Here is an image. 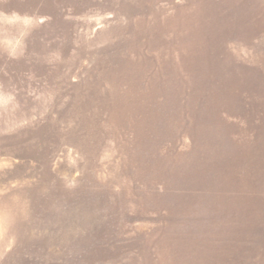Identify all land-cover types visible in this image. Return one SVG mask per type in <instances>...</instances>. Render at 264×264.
Returning <instances> with one entry per match:
<instances>
[{
	"label": "rangeland",
	"instance_id": "374dc122",
	"mask_svg": "<svg viewBox=\"0 0 264 264\" xmlns=\"http://www.w3.org/2000/svg\"><path fill=\"white\" fill-rule=\"evenodd\" d=\"M0 264H264V0H0Z\"/></svg>",
	"mask_w": 264,
	"mask_h": 264
}]
</instances>
